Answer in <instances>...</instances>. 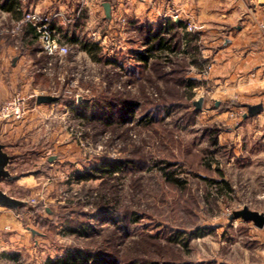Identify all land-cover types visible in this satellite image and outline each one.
Wrapping results in <instances>:
<instances>
[{"label": "rangeland", "instance_id": "1", "mask_svg": "<svg viewBox=\"0 0 264 264\" xmlns=\"http://www.w3.org/2000/svg\"><path fill=\"white\" fill-rule=\"evenodd\" d=\"M183 1L176 13L159 16L161 32L176 35L178 46L157 53L148 67L136 69L132 55L145 42L138 29L146 21L138 24L124 10L127 23L85 15L87 37L99 31L95 57L67 43L64 56L42 51L48 62L36 61L45 73L41 88L16 89L0 102L16 95L27 102L23 119L0 121L2 132L7 127L2 143L14 156L8 170L18 176L0 188L25 202L14 221L0 224L23 228L33 248L24 255L29 264L33 256L53 260L74 249L113 264H264V227L229 220L243 207L264 214V119H243L253 95L218 99L205 26L197 10L190 16L196 0ZM25 25L0 21V38L14 41ZM33 47L41 49L39 40ZM40 95L58 102L37 105ZM129 103L131 112H120ZM103 206L115 221L91 219ZM84 222L93 230L68 231Z\"/></svg>", "mask_w": 264, "mask_h": 264}, {"label": "crops", "instance_id": "2", "mask_svg": "<svg viewBox=\"0 0 264 264\" xmlns=\"http://www.w3.org/2000/svg\"><path fill=\"white\" fill-rule=\"evenodd\" d=\"M3 1L0 0V21L11 25L17 24L26 12L34 11L41 14L61 12L69 16L75 11L78 2V0H9L7 6L9 10H6L1 7ZM119 2L122 11L124 10L129 17L134 15V18L130 19H134L138 24L146 21L148 25L159 22L161 13L176 10L182 3L181 0H119ZM188 7L191 17L195 10L199 12V23L205 26L202 33L204 52L207 56L210 54L214 56L212 79L217 88L218 99L226 101L234 95L242 96L248 93L254 96L252 105H264V32L257 27L258 22L264 21V0H196ZM91 11V15H96V18L102 19L105 23L109 22L104 8L102 13L96 7ZM85 18L73 25H66L58 20L56 32L65 43L80 47L82 40L89 39L88 33L81 30ZM185 18L190 20L189 16ZM226 29L229 31H225ZM13 38L14 41L8 43H4L5 39L0 38V102L10 97L16 89L41 88V80L45 77L43 76L45 73L39 69L41 66H36L39 63H36L37 58H43L45 55L40 48L33 47L38 45L34 29L30 25H25L18 36ZM81 50L84 51L82 48ZM43 61L48 62V59L45 57ZM255 117L254 121H262L260 119L262 117L264 119V110ZM5 129L7 130V127ZM251 131V128L241 129L239 140ZM5 132L0 130V142L5 146V151L14 158L8 145L2 143V135ZM248 147L250 149V145ZM252 154L256 157L257 151L253 150ZM0 209H5L0 210V222L10 224L14 221L15 211ZM27 237L23 228H4L0 224V264H29L24 255L32 253L33 248ZM31 259L35 260L33 264H45L48 260H40L37 256Z\"/></svg>", "mask_w": 264, "mask_h": 264}, {"label": "built area", "instance_id": "3", "mask_svg": "<svg viewBox=\"0 0 264 264\" xmlns=\"http://www.w3.org/2000/svg\"><path fill=\"white\" fill-rule=\"evenodd\" d=\"M108 3L110 5V17L109 22L121 21L126 22L125 17L122 18V8L119 0H78L77 7L71 15H66L61 12H53L48 14H41L38 12H26L22 19L17 23V30L21 25L29 24L32 28L35 29V32L38 36V40L41 45L43 53H45L48 58H53L56 55L64 56L68 53L67 44L61 39L59 34L56 32V22L61 20L63 24L73 25L80 20L84 19L85 15H91V10L95 7L99 12L102 13L103 4ZM123 5V3H122ZM173 13H176V10ZM172 13V14H173ZM120 15V18L117 15ZM161 16V15H160ZM162 19V25L164 27L166 21ZM172 21H179V16L173 15ZM127 23V22H126ZM258 28L264 32V21L258 22ZM197 29L196 27H193ZM191 25H188V30L193 29ZM3 33V32H2ZM12 33H15L12 31ZM99 31L91 32L89 39L92 38L97 44V40L100 39ZM91 37V38H90ZM27 102L26 99L22 96L16 95L11 100L6 101L0 107V121L12 119V120H21L24 118V115L27 113Z\"/></svg>", "mask_w": 264, "mask_h": 264}, {"label": "trees", "instance_id": "4", "mask_svg": "<svg viewBox=\"0 0 264 264\" xmlns=\"http://www.w3.org/2000/svg\"><path fill=\"white\" fill-rule=\"evenodd\" d=\"M9 5V0H4L1 7L3 9L9 10L7 7ZM171 26H179V23H170ZM150 27V28H149ZM142 36L144 37V40L141 45V48L137 50L136 52H132L133 59L135 60V67L136 69H141L144 67H148V64L153 62L152 60H156V54L157 53H162L164 49H171L169 48L170 44H172V40L176 38V35H173L169 38H167L163 32H161L162 27H161V22H156L155 24L152 25H145L142 26L138 29ZM35 31V30H34ZM30 32H28L29 34ZM36 33V32H35ZM32 35L34 34L33 32L31 33ZM73 43V40H72ZM178 45L174 42L172 44V47L175 48ZM80 47L91 57H95L97 50V45L94 43H91L87 41L86 39L82 40L80 43ZM172 48V49H173ZM95 59V58H94ZM97 59H95L96 61ZM151 61V62H150ZM191 84V83H190ZM132 104H126L121 106V111L122 113H130L131 112V107ZM105 165V164H104ZM103 165V167H104ZM106 167L103 168L102 171H109L110 169L107 168L108 166L105 165ZM114 168H117L116 165H113ZM113 168V169H114ZM118 170V169H116ZM21 208V207H20ZM19 208V209H20ZM110 208L109 206H103L100 208V212H97L91 216L93 218H99L98 221H104L105 219L107 220H112L115 221L116 219V214H114L113 211L107 210ZM87 216H83V218L86 219ZM82 226L80 228L75 227V229H69L68 231L71 233H82L80 229L85 230H93V228H90L86 222L81 224ZM79 229V230H78ZM111 260V261H110ZM114 260L104 257L98 253L88 251V250H80V249H74L68 251L64 256H60L55 259H48L45 264H113Z\"/></svg>", "mask_w": 264, "mask_h": 264}, {"label": "water", "instance_id": "5", "mask_svg": "<svg viewBox=\"0 0 264 264\" xmlns=\"http://www.w3.org/2000/svg\"><path fill=\"white\" fill-rule=\"evenodd\" d=\"M103 8L106 18H109L110 5L106 3L103 5ZM56 102H58V98L49 95H40L36 98L37 105H51ZM201 103V100L194 102V106L197 110L200 109ZM246 109L247 112L243 115V119L254 118L255 116L263 112L264 107L262 104L247 105ZM11 161L12 156L5 151V146L0 142V184L3 181L11 182L15 181L18 178V176L11 174L8 170ZM24 205L25 202L8 195L6 192L0 189V208H6L9 210L17 211L20 207ZM234 219H241L244 222H251L258 229H262L264 227V214L259 213L257 211H252L247 207H243L241 210L232 212L229 217V220L232 221ZM31 232L33 234H36V232L33 230H31Z\"/></svg>", "mask_w": 264, "mask_h": 264}]
</instances>
